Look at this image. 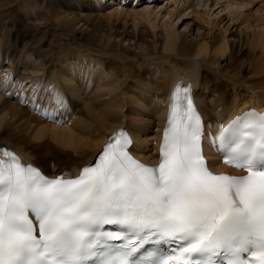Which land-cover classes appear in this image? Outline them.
Instances as JSON below:
<instances>
[{"label":"bare ground","instance_id":"bare-ground-1","mask_svg":"<svg viewBox=\"0 0 264 264\" xmlns=\"http://www.w3.org/2000/svg\"><path fill=\"white\" fill-rule=\"evenodd\" d=\"M118 2L0 0V33L10 37V45L3 43L0 50V147L11 148L23 163L37 166L43 174L75 172L92 163L119 129L132 137L135 156L146 161L154 157L156 162L169 94L176 83L192 84L194 101L213 131L246 110L264 111V98L256 96L264 91V70L255 82L238 81L258 75L260 60L264 65V0H195L196 6L192 0H171L165 6L141 2L125 8ZM254 6L258 7L252 12ZM211 7L232 22L249 17H242L244 22L236 24L238 33L226 41V31L202 33L207 30L203 19L211 25ZM202 8L206 11L198 12ZM190 15L200 21L191 19L184 24L187 33L178 31L175 26ZM192 24L197 27L195 36L190 34ZM246 46L260 51L257 59L247 62V56L244 63L247 54L241 53ZM88 60L92 63L87 76ZM42 74L57 80L55 89L64 93L62 114L73 118L68 124L66 119L62 126L48 125L14 98H31L37 83L26 80ZM255 100L258 107L252 106ZM128 110L137 114L128 117ZM156 139L157 146L151 147ZM207 156L217 163L209 151Z\"/></svg>","mask_w":264,"mask_h":264},{"label":"snow or ice","instance_id":"snow-or-ice-1","mask_svg":"<svg viewBox=\"0 0 264 264\" xmlns=\"http://www.w3.org/2000/svg\"><path fill=\"white\" fill-rule=\"evenodd\" d=\"M30 95L20 103L58 122L54 89ZM205 141L247 175L211 172ZM131 145L114 133L94 166L56 179L0 150V264H264V114L213 133L177 85L158 164L137 161Z\"/></svg>","mask_w":264,"mask_h":264},{"label":"rangeland","instance_id":"rangeland-1","mask_svg":"<svg viewBox=\"0 0 264 264\" xmlns=\"http://www.w3.org/2000/svg\"><path fill=\"white\" fill-rule=\"evenodd\" d=\"M44 1V0H43ZM165 1V0H164ZM162 1V0H160L159 2H162L161 4L163 5V6H165V4L166 3H168V5H169V3L171 2V0H169V2L168 1ZM192 2H194L193 4H195V6H196V4H197V2H195V0H192ZM165 3V4H164ZM198 5V4H197ZM0 7H2V4H0ZM257 7L258 6H254L253 7V9L251 10L252 12L253 11H255L256 9H257ZM106 9H104L103 10V12L105 11ZM198 10V12L200 11V12H202V11H206V9L205 8H202V9H197ZM202 10V11H201ZM102 12V13H103ZM107 13V12H106ZM246 14V13H245ZM223 13H220V9L218 8H214V7H211L210 8V20L208 21V23L210 22L211 23V25L209 26V25H207V18H205V19H203L204 21H203V23L204 24H201V25H203L204 27H206V29L207 30H204L202 33H204V34H206L207 33V31L208 30H210L211 31V33L212 34H217V33H219V32H221V33H224V31H226L225 33H224V38H225V40L227 41V40H229L230 41V39L232 38V36L233 35H236L238 32V30H239V28H237V26L239 25V23L241 22L240 20H242V22H244V20L245 19H242V17L244 18H248L249 17V15H248V17L247 16H242V17H240V19H238L237 20V22L236 21H231V19L229 20L228 18H227V16H226V14H224L223 16ZM186 19V20H185ZM183 21H181V23H179V24H177L175 27H176V29H178V31H181V32H185V33H187V31H189V29L187 30V31H185L184 30V24L186 23V22H188L189 20H191V19H196L195 21H200L199 20V16H197L196 17V15H190L188 18L186 17ZM206 20V21H205ZM41 22V21H40ZM236 22V23H235ZM159 23H161L160 21H159ZM238 23V25H236ZM243 26V25H242ZM242 26H240V27H242ZM237 28V29H236ZM236 29V30H235ZM191 33L190 34H193L194 36L197 34V27L194 25L193 26V24H192V26H191ZM196 32V33H195ZM201 32V31H200ZM233 32V33H232ZM231 33V34H230ZM5 38V39H4ZM8 39V40H7ZM6 41V42H5ZM9 41V42H8ZM3 43L5 44H7V45H10V37H9V35H4V33L2 32V34L0 33V50H1V48L3 47L2 45H3ZM2 46V47H1ZM246 48V49H245ZM250 48H252L251 46H246V47H244L243 48V51L244 52H242L241 53V55H245V54H247V55H245L244 56V58L242 59V61L244 62V63H246L244 60L247 58V56H248V60H247V62H249L250 60H251V58H254V59H252V60H255V59H257V57H258V53H259V49H257L256 51L255 50H251ZM63 48L61 47L60 48V51L62 50ZM247 49H249V52H248V50ZM255 51V52H254ZM240 55V56H241ZM254 56V57H253ZM256 56V57H255ZM218 58V56L216 57V59ZM222 60H223V58H222ZM262 60H260L259 61V63L258 64H260V68H259V71H258V75L256 74L255 76H250V77H248V78H245L244 80H238L241 84H243V85H246V84H250V83H252V82H255V81H257L260 77H261V75L263 74L262 73V71L264 70V69H262V68H264V65L262 66V64H263V61L261 62ZM217 62L219 63V62H221V59H219V60H217ZM86 63H87V65L85 66L84 65V68H85V74L88 76V74H89V71H90V68H89V64H91L92 62H90L89 60L88 61H86ZM220 64V63H219ZM47 65V64H46ZM221 65V64H220ZM94 66H95V64L93 65V68H94ZM262 66V67H261ZM252 74H255V73H253L252 72ZM31 76H34V75H31ZM242 76H244V73H242ZM209 77H212V75H209ZM146 78H149V75L148 74H146L145 75V80H146ZM257 79V80H256ZM42 81H44L45 83L43 84V83H41ZM146 81H148V79L146 80ZM26 82L28 83V84H30V85H33V83H37V86H34L33 85V88L34 87H40L41 85H45L46 84V86H47V88L48 89H54L55 90V93H58L60 96H61V98L62 97H64L65 95H64V93L62 92V91H60V92H58L55 88L58 86V82H57V80H55V79H53V78H50V77H45L43 74L39 77V78H37V79H32V80H30V79H28V80H26ZM38 82H40V84H38ZM75 82H76V80H75ZM78 82V81H77ZM79 83V82H78ZM138 87H141V88H145V87H142V86H138ZM32 88V89H33ZM200 90V89H199ZM57 91V92H56ZM62 94H63V96H62ZM84 96H85V94H83ZM257 98H264V91L263 92H259V93H257ZM91 99H93V97H91ZM258 105H259V103L257 102V100H255V102H254V104L252 105L253 107H258ZM135 113V114H137L135 111H132V110H128L127 111V113H126V115L129 117V115H131L132 113ZM70 119H73L72 117L70 118ZM70 119H69V122H70ZM141 120H144V119H141ZM68 122V123H69ZM153 130H154V128H153ZM151 147H153V145H151Z\"/></svg>","mask_w":264,"mask_h":264}]
</instances>
